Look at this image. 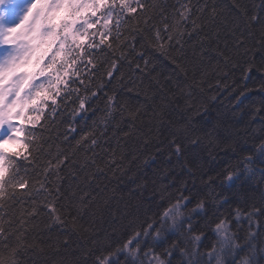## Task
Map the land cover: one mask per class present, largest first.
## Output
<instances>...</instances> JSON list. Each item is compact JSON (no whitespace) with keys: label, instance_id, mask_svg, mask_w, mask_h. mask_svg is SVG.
<instances>
[{"label":"snow or ice","instance_id":"6c2138e0","mask_svg":"<svg viewBox=\"0 0 264 264\" xmlns=\"http://www.w3.org/2000/svg\"><path fill=\"white\" fill-rule=\"evenodd\" d=\"M216 15L215 5L209 9L200 0H176L171 5L158 0H0V49H4L0 55V264H30L37 253L44 252V232L54 228L62 230L63 236L55 250L72 248L67 230L89 231L91 224L86 227L83 221L85 216L97 215V211H90L93 206L102 215L97 200L106 189L94 193L93 182L106 178V169L115 175L123 168L117 160L128 159L124 153L129 144L136 159V152L153 140L157 141L156 151H161L163 136L168 158L179 160L189 145H201L202 136L212 140L214 129L198 127L193 117L208 112V102L216 100L215 94L193 104L191 90L168 95L161 88L150 94L145 80L157 79L150 69L158 56H163L185 74L191 66L194 78L200 71L198 87L203 92L207 72L201 70L198 61L205 56V43L219 40V32L211 36L205 33L206 28L217 27ZM248 21L246 32L226 29L230 44L226 41L221 48L216 43L212 49L219 58L216 67L221 74L227 76L221 64L224 68L238 67L242 73L245 83L234 97L236 104L250 90L246 82L257 73L258 90L264 92V19L252 14ZM257 23L258 38L251 31ZM193 35L200 50L193 49L189 62L185 47ZM256 51L259 60L255 59ZM222 83L217 79V91ZM141 92L143 101L139 99ZM132 93L135 97L128 95ZM262 110L264 103L253 115ZM179 112L185 114L183 124L174 120ZM97 113L100 115L91 126L85 124L78 132L76 118L87 121L89 114L96 117ZM59 123L68 124L62 137L63 150L52 142V130ZM101 140L115 141L107 159L95 152ZM80 152L85 159L78 165ZM255 152L264 158V140ZM253 158L248 154L241 161L245 171H251L248 165ZM220 175L221 187L238 178L233 167ZM175 180L180 184L177 194L165 197L162 193L151 220L132 226L115 247L101 249L103 254L95 255L92 264H121V253L133 264H172L177 251L180 264H254L255 238L260 233L252 226L259 227L264 220V199L247 212L250 226L241 241L230 229L228 216L220 211L227 198L220 203V198L214 197L219 206L210 209L199 195L192 197L183 178ZM193 199L195 203L185 215ZM202 213L203 226L194 224ZM243 214L239 206L229 211L236 220ZM209 228L216 236L210 247L202 244ZM165 231L177 233L176 240H167ZM48 246L52 247L50 242ZM85 255L81 253L78 264H89ZM87 255H92L90 250Z\"/></svg>","mask_w":264,"mask_h":264},{"label":"trees","instance_id":"16d2710c","mask_svg":"<svg viewBox=\"0 0 264 264\" xmlns=\"http://www.w3.org/2000/svg\"><path fill=\"white\" fill-rule=\"evenodd\" d=\"M158 2L162 5H171L175 4L176 0H158ZM195 2L196 0H193V3ZM200 3L207 4L209 9L213 5L216 6L217 27L215 29L208 27L205 29V33L211 36L213 32H219L218 41L205 43V56L198 61L201 70L207 72L203 79V92L198 87V83L201 81L200 71L196 73L194 78L191 66L188 67L187 74H185L163 56H158L155 67L150 69L152 76L157 79L151 82L146 79L145 86L150 88V94L158 93L161 88L168 95L172 93L179 95L181 89L185 94L191 90L193 104L198 103L201 99L208 100V94H215L216 100L208 102V112L193 117L195 121L199 122L198 127H203L206 130L214 129L212 140L202 136L201 145L199 147L189 145V150L179 160L175 156H172L171 159L168 158L169 149L163 136L160 138L163 142L161 151H156L157 141L153 140L147 148L141 147L140 151L136 152V159L132 158V148L129 144L124 153L128 159L117 160V163L123 164V168L117 170L115 175L106 169V178L102 176L98 181L93 182L94 193L105 189L106 191L97 200L102 215L93 206L90 211H97V215L94 217L88 215L84 218L83 223L86 227L91 224L89 231L85 232L78 229L76 232H71L68 229L73 247L65 249L61 246L58 252L55 250V246L58 239H63L62 230L54 228L50 233L45 231L43 235L45 244L42 245L44 252L37 253L30 264H78L81 253H85L83 258L92 264L95 255L103 254L101 249L107 248L108 245L115 247L116 242L131 231L132 226H139L145 220H151L156 212V204L161 203L160 196L162 193L165 197L169 194H177L180 184L178 180H175L176 177L183 178L187 182V188L191 190L192 197L199 195L206 201L210 209L219 206L214 203V197L218 196L220 203H223L227 198V203L220 208V211L228 216L230 229L236 233L241 241L243 240L250 226L247 212L251 210L254 204L259 207L261 200L264 199V158L255 152L256 147L264 140V110L253 115L255 108L264 103V92L258 90L259 73H257L256 76L246 82L250 90L242 98V102L236 104L234 97L245 83L242 79V73L238 67L224 68L221 64L220 67L227 73V76L221 74L216 67V61L219 58L216 57V53L212 49L215 48L216 43H219L221 48L224 47L226 41L230 44L228 41L229 33L226 29L235 28L237 32H246L245 26L249 23L248 16L256 14L264 19V0H200ZM236 5H239L240 8H237ZM205 15L207 16L208 13ZM251 31L258 38L260 35L259 23L252 27ZM185 39L188 38L185 37ZM197 39L193 35L185 47L189 62L193 59V49L200 50ZM259 58L260 53L256 51L255 59L259 60ZM125 72L127 74V69ZM217 79L223 82L219 91L216 90ZM224 84H227L228 87L225 88ZM128 95L135 97V93ZM139 99L141 101L145 99L142 92ZM180 104L183 107V99L180 100ZM89 115L90 118L87 121L80 119V117L76 118L78 132L85 124L91 126L92 120L97 119L100 114L97 113L96 117ZM185 118V114L179 112L174 120L178 124H183ZM64 120L68 121L67 115H65ZM67 129V123H59L52 130V142L60 145L62 150L65 147L62 137ZM69 135L77 134L69 133ZM45 138L47 139V134H45ZM77 138H79L78 135ZM99 145L95 149L96 154L107 159L111 154L109 147L114 148L115 141L106 143L101 140ZM52 150L55 151V148ZM117 153L119 154V149H117ZM248 154H253L254 157L252 163L248 165L251 168L250 172L245 171L244 164L241 162ZM88 156L91 157L92 153L89 152ZM151 157H155V159ZM76 159L79 165V162L85 159L84 153H77ZM145 160L148 163H144ZM227 167L236 168L238 178L231 184L221 187L222 176L220 174ZM76 170L79 171L78 166ZM209 177L212 178L211 183ZM174 181L175 187H173ZM97 183L99 188L96 187ZM66 184L67 181L65 186ZM164 203L166 204L167 201L165 200ZM194 203L195 200L193 199V204L185 210V215L188 214ZM236 206H239L244 213L239 220L229 215V211ZM137 208H139L138 211ZM207 219H211V212H208ZM39 223L42 228L43 220H40ZM193 223L203 226L204 214L197 216ZM156 226H159V222ZM212 227L214 228V225ZM252 230L260 233L255 238L257 247L252 259L254 264H264V251L261 250L264 248V244L261 243L264 240V220H261L259 227L254 224ZM177 235L175 232L165 231L167 240H176ZM204 235L203 245L210 247L216 242L215 233L211 228L207 229ZM49 242L52 247L48 246ZM160 244L163 246L164 242L162 241ZM89 250L92 253L91 256L87 255ZM157 250H160L159 247ZM242 254L243 252H241ZM24 259L25 261L28 260L27 257ZM171 259L172 264H180L182 258L177 251ZM118 260L121 264H125V262L126 264H133L130 259L126 261V255L123 253L119 255Z\"/></svg>","mask_w":264,"mask_h":264},{"label":"rangeland","instance_id":"374dc122","mask_svg":"<svg viewBox=\"0 0 264 264\" xmlns=\"http://www.w3.org/2000/svg\"><path fill=\"white\" fill-rule=\"evenodd\" d=\"M19 3H22L23 0H18ZM4 49H0V55H3Z\"/></svg>","mask_w":264,"mask_h":264}]
</instances>
